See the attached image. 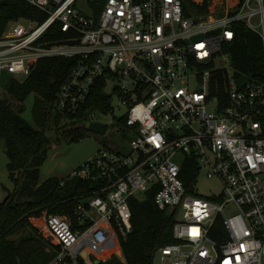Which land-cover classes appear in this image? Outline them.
I'll return each mask as SVG.
<instances>
[{"label": "built area", "instance_id": "1", "mask_svg": "<svg viewBox=\"0 0 264 264\" xmlns=\"http://www.w3.org/2000/svg\"><path fill=\"white\" fill-rule=\"evenodd\" d=\"M23 1L30 15L0 36V84L3 73L24 82L43 58L75 60L53 110L76 120L105 78L111 110L103 115L123 109L126 124L114 135L129 138L127 149L104 143L73 172L96 183L73 217H41L59 247L49 264L122 257L119 238L132 232L129 199L153 188L156 207L173 218V241L156 250L153 264H264V0H216L200 15H185L181 0H103L99 11L100 0H86L89 13L81 0ZM56 23L64 36L41 40ZM238 25L261 42V67L252 73L231 54ZM96 114L88 109L75 126L100 122ZM190 165L193 193L183 173ZM201 175L218 180L221 192L199 194Z\"/></svg>", "mask_w": 264, "mask_h": 264}, {"label": "trees", "instance_id": "2", "mask_svg": "<svg viewBox=\"0 0 264 264\" xmlns=\"http://www.w3.org/2000/svg\"><path fill=\"white\" fill-rule=\"evenodd\" d=\"M181 1L185 15L208 12L206 0L201 5L193 0ZM102 4L103 0H100L94 5L97 11ZM31 11L32 8L23 0L0 1V36L12 21L29 16ZM237 30L238 39L231 49L234 63L242 71L255 72L262 61L260 39L243 25H238ZM63 36L56 23L41 40L56 41ZM74 63L75 60L58 57L40 59L24 82L9 81L6 88L9 98L0 97V141L4 144L9 176L15 182L14 191L0 202V264H49L59 247L49 241L31 219L41 218L44 213L73 217L77 203L92 196L96 188L95 182L75 176L40 180V168L51 148L47 132L60 129L57 125L63 118L53 110V104ZM106 86L105 78H99L86 103L75 115L76 120L69 115L70 121L64 126L83 122L88 109L108 114L111 97L106 93ZM30 96L33 97V124L22 116L23 108L16 109L12 105V102L22 105ZM118 124L125 125L126 118H119ZM196 172L197 167L193 165L183 169L185 186L191 193L194 191L193 175ZM156 193L157 189L153 188L142 197L129 199L132 232L125 239L119 238L123 261L112 258L105 264H153L156 250L173 241V218L156 207ZM20 229L21 236L12 239V235ZM113 247L116 250V246Z\"/></svg>", "mask_w": 264, "mask_h": 264}, {"label": "rangeland", "instance_id": "3", "mask_svg": "<svg viewBox=\"0 0 264 264\" xmlns=\"http://www.w3.org/2000/svg\"><path fill=\"white\" fill-rule=\"evenodd\" d=\"M205 1V0H204ZM210 5L215 4L216 0H206ZM194 3L201 5L202 0H193ZM79 7L85 12L89 13V9L86 6V0H81L79 2ZM11 79L8 73H3L1 84H0V97L9 98L7 95V85ZM114 103L116 101L113 99ZM14 108H23L22 116L31 124H33L32 116V106L33 97L30 96L25 103L19 105L18 103L12 102ZM124 110L120 109L114 112V114L103 115L96 114L97 120L104 122L108 127V132L106 135H100L89 131V125L85 123L81 126L67 125L64 126V119L60 118L57 127L60 129H52L47 132V136L51 141V148L48 153V157L44 164L41 166V176L40 180L43 182L51 177L59 176H71L73 172L79 167L84 165L89 161L102 147L104 143H118L124 149L128 148L129 138L124 133H119V135H114V131L118 126V119L122 117ZM79 136L78 139H74ZM7 156L5 154L4 144L0 141V202L3 201L6 196L13 192L15 189V182L10 178L7 170ZM222 190L221 184L218 180H209L204 176H200L198 184L196 186V191L199 194L209 196L211 194H218ZM40 232L44 235L43 220L39 218L33 221ZM22 230L20 229L12 235V239H18ZM44 235V236H45ZM49 241L52 242L51 237L47 234L45 236ZM112 258H117L123 260L122 257L113 256ZM110 259L102 261V264L107 263ZM99 264V263H96Z\"/></svg>", "mask_w": 264, "mask_h": 264}, {"label": "water", "instance_id": "4", "mask_svg": "<svg viewBox=\"0 0 264 264\" xmlns=\"http://www.w3.org/2000/svg\"><path fill=\"white\" fill-rule=\"evenodd\" d=\"M89 131L100 134V135H105V127L103 123L100 122H92L89 127Z\"/></svg>", "mask_w": 264, "mask_h": 264}, {"label": "crops", "instance_id": "5", "mask_svg": "<svg viewBox=\"0 0 264 264\" xmlns=\"http://www.w3.org/2000/svg\"><path fill=\"white\" fill-rule=\"evenodd\" d=\"M59 177H65V176H59ZM37 219H39V218H33V219H31V222H32V224H33V221H35V220H37ZM35 226V225H34ZM105 258H107V257H105ZM101 262V261H100ZM100 262H98V263H100Z\"/></svg>", "mask_w": 264, "mask_h": 264}]
</instances>
